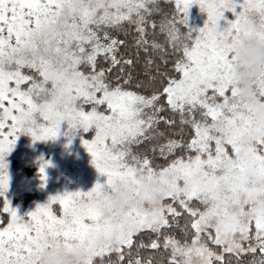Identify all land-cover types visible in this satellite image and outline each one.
<instances>
[{"label": "snow or ice", "instance_id": "6c2138e0", "mask_svg": "<svg viewBox=\"0 0 264 264\" xmlns=\"http://www.w3.org/2000/svg\"><path fill=\"white\" fill-rule=\"evenodd\" d=\"M249 15L264 43V0H0V264H264V67L247 101L232 72ZM65 124L106 179L21 214L7 157Z\"/></svg>", "mask_w": 264, "mask_h": 264}, {"label": "rangeland", "instance_id": "374dc122", "mask_svg": "<svg viewBox=\"0 0 264 264\" xmlns=\"http://www.w3.org/2000/svg\"><path fill=\"white\" fill-rule=\"evenodd\" d=\"M227 19H233L231 13H225ZM207 13L193 6L189 14V27L202 28ZM226 26V21L221 22ZM67 125L62 126V134L55 141L33 143L32 137L21 135L13 152L7 157L9 163L10 186L8 199L21 214L34 210L37 204L45 203L50 196L64 192L88 191L98 181L103 183L106 177L100 176L91 163L92 157L81 143L80 135L71 137ZM85 134V138H88ZM42 162H50L46 169V186L41 187L39 167Z\"/></svg>", "mask_w": 264, "mask_h": 264}, {"label": "clouds", "instance_id": "9594fccd", "mask_svg": "<svg viewBox=\"0 0 264 264\" xmlns=\"http://www.w3.org/2000/svg\"><path fill=\"white\" fill-rule=\"evenodd\" d=\"M258 31H260V25L253 16L242 18L239 51L232 66V72L242 89L240 96L242 101L250 98L252 82L260 76V69L264 67V43L256 39L255 33ZM39 264H89V257L81 253L57 259L45 252L41 255Z\"/></svg>", "mask_w": 264, "mask_h": 264}, {"label": "trees", "instance_id": "16d2710c", "mask_svg": "<svg viewBox=\"0 0 264 264\" xmlns=\"http://www.w3.org/2000/svg\"><path fill=\"white\" fill-rule=\"evenodd\" d=\"M146 239H147V238H146ZM134 255H135V254H134ZM141 256H143V257H149V256H151V253L145 251V252H142V253H141ZM137 258H139V257H137ZM112 259H113V261H114V260H115V256H113Z\"/></svg>", "mask_w": 264, "mask_h": 264}]
</instances>
